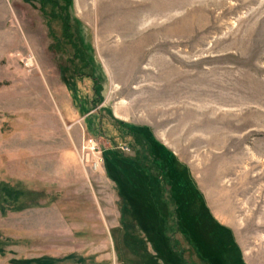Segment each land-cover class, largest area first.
<instances>
[{"label": "rangeland", "instance_id": "1", "mask_svg": "<svg viewBox=\"0 0 264 264\" xmlns=\"http://www.w3.org/2000/svg\"><path fill=\"white\" fill-rule=\"evenodd\" d=\"M0 264H264V0H0Z\"/></svg>", "mask_w": 264, "mask_h": 264}, {"label": "built area", "instance_id": "2", "mask_svg": "<svg viewBox=\"0 0 264 264\" xmlns=\"http://www.w3.org/2000/svg\"><path fill=\"white\" fill-rule=\"evenodd\" d=\"M84 149L87 150L86 155L84 156L85 163H90L89 169L93 171H100L104 166V158L100 149V146L96 139L88 138ZM123 150H129V148H122ZM93 158V159H91Z\"/></svg>", "mask_w": 264, "mask_h": 264}, {"label": "trees", "instance_id": "3", "mask_svg": "<svg viewBox=\"0 0 264 264\" xmlns=\"http://www.w3.org/2000/svg\"><path fill=\"white\" fill-rule=\"evenodd\" d=\"M4 191H5V192H6V194L8 195V193H9L11 190H10V188H9V187H8V188H7V187H5V188H4Z\"/></svg>", "mask_w": 264, "mask_h": 264}, {"label": "bare ground", "instance_id": "4", "mask_svg": "<svg viewBox=\"0 0 264 264\" xmlns=\"http://www.w3.org/2000/svg\"><path fill=\"white\" fill-rule=\"evenodd\" d=\"M113 33H114V32H113ZM30 62H31V59L29 60V65H31Z\"/></svg>", "mask_w": 264, "mask_h": 264}]
</instances>
